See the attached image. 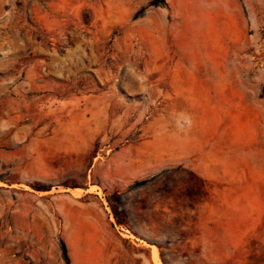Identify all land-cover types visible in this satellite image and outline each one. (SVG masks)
Wrapping results in <instances>:
<instances>
[{
    "label": "rangeland",
    "instance_id": "rangeland-1",
    "mask_svg": "<svg viewBox=\"0 0 264 264\" xmlns=\"http://www.w3.org/2000/svg\"><path fill=\"white\" fill-rule=\"evenodd\" d=\"M149 1L117 18L108 0L78 11L75 0H0V264H65L60 241L70 264H156L153 251L159 264H263L251 240L233 238L249 229L246 215H191L182 187L187 111L173 104L170 71L189 66L177 53L205 38L219 0H172L134 19ZM247 2L262 97L264 0ZM141 28L164 62L147 57ZM253 134L262 177L264 116Z\"/></svg>",
    "mask_w": 264,
    "mask_h": 264
},
{
    "label": "crops",
    "instance_id": "crops-1",
    "mask_svg": "<svg viewBox=\"0 0 264 264\" xmlns=\"http://www.w3.org/2000/svg\"><path fill=\"white\" fill-rule=\"evenodd\" d=\"M136 2L108 0V13L119 18V12L135 10ZM166 2L172 7V0ZM247 4V0H219L218 9L208 12L205 38L193 34L177 53L189 66L173 68L170 78L173 104L181 103L187 111L188 179L182 187L188 191V206L194 208L189 212L195 216L196 208L202 214L201 210L217 207L219 211L212 210L217 220L226 217L235 222H243L246 215L249 229L236 230L233 238L251 240L247 247L262 256L264 264V230L256 229L264 174L261 177L253 148L259 142L253 133L264 116V94L260 96L259 83L253 82L262 42L259 22ZM70 8L82 9L83 0H75ZM140 30L141 44L152 47L147 57L164 62L158 40L151 36L148 40ZM192 30L200 31L196 25Z\"/></svg>",
    "mask_w": 264,
    "mask_h": 264
},
{
    "label": "trees",
    "instance_id": "trees-1",
    "mask_svg": "<svg viewBox=\"0 0 264 264\" xmlns=\"http://www.w3.org/2000/svg\"><path fill=\"white\" fill-rule=\"evenodd\" d=\"M167 7V2L166 0H150L146 6L141 7L135 14H134V19H137L139 17H141L142 15H144L145 11L148 8H166ZM145 183V181L142 182H137L133 185V187L136 186H141ZM59 246H60V251H61V257L62 260L65 264H70V260L67 254V249L66 246L64 244L63 241L59 242Z\"/></svg>",
    "mask_w": 264,
    "mask_h": 264
},
{
    "label": "bare ground",
    "instance_id": "bare-ground-1",
    "mask_svg": "<svg viewBox=\"0 0 264 264\" xmlns=\"http://www.w3.org/2000/svg\"><path fill=\"white\" fill-rule=\"evenodd\" d=\"M153 260H154V262H155L156 264H159V263H158V259H157V253H156V251H153Z\"/></svg>",
    "mask_w": 264,
    "mask_h": 264
}]
</instances>
